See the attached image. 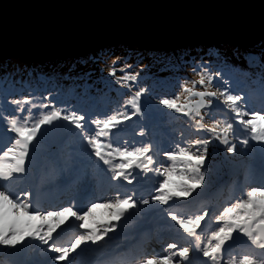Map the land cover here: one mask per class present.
<instances>
[{"label":"rangeland","instance_id":"374dc122","mask_svg":"<svg viewBox=\"0 0 264 264\" xmlns=\"http://www.w3.org/2000/svg\"><path fill=\"white\" fill-rule=\"evenodd\" d=\"M263 43L264 40H260L253 46L246 48L254 49ZM217 44L220 43L178 47H194L197 50L182 51V55L188 56V62L183 65L182 78L171 88V94L166 92L154 93L152 96L158 97L159 100L150 98V102L145 103L143 98L148 97L147 94L143 92L138 94L133 90L128 94V98L137 103L136 114L138 117L143 116L142 113L144 112H150L159 103H163L170 111L178 109L182 112L192 113V111H196L200 113L205 110L208 101H212V103L215 101L226 105L225 108L232 109L243 119L242 125L248 131L235 129L234 118L223 114V112L219 114L226 118L215 125L218 131L226 130L230 135L229 139L233 137L238 142L236 149L239 152L236 153V159L241 160L240 163L236 164L237 167H241L239 173L232 176V183H228L225 187L223 197L219 201L209 199L203 202L200 207L189 209L195 201V199H191L195 198L196 194L200 191L215 189L223 180L224 174L232 173L234 170L233 166L223 156L218 157L225 150V145L208 144L212 159L215 161L212 167L216 169L220 166L225 173L221 175L220 170L218 179H216L211 170L207 169L202 175L208 180L201 181L185 170L189 159L195 158L193 153L201 155L206 153L203 148L195 146L198 139H195L194 136L185 135L183 131L175 128L171 123H165L162 120L160 123L161 133L158 132L159 127L156 126L155 132H151V136H147L149 140H156L157 150L151 152L148 148V142L140 145V142L136 141L135 145H124V142L129 141L128 135L122 136L120 140L97 139L94 137L97 129V122L95 121L88 129L90 136L88 140L94 148V153L103 160L104 172L94 175L92 171H88L85 180H80L82 182L74 181L63 195L51 204L45 203L43 207H46V210H33V204L29 202L30 200L23 197L26 193L19 192L18 188L11 184L4 185L1 182L12 179L11 167L18 161L22 153H25L24 150H20L24 146V142L27 146L33 144L34 150L38 153H44L46 148L51 147V144L46 140L45 122L53 112L61 116L64 112L61 111L59 105L50 107L43 100V107L46 109L40 113V117L35 122L36 128L34 130H31L29 126L19 124L17 116L13 120L10 119L9 125L18 131V136L10 137L8 148H3L0 154V195L5 196H0V234L4 235L5 227L13 224L8 219L10 212L14 209V204L11 202L13 200L18 204L19 209L16 211L17 221L37 230L32 225L33 215L40 214V218L43 220L44 235H54V237L60 238L62 242L59 245H63L70 252V258L61 257L58 248H56V254L53 253L46 261L45 259L49 256L47 251H43L40 258L48 264H64L65 262V264H88L89 261L86 259L88 255L87 246L95 230L105 223L126 225L123 221L126 220V216L130 212H134L138 216L137 223L144 221L149 223V228L143 232L144 235L152 233L148 236V240L142 242V257L137 264H228L232 257L240 251L253 257L254 251L262 245L256 233L252 232V236L243 245L230 247L225 243L230 239V231H233L236 223L242 225L240 229L242 231L244 225L250 221H253V227L264 222V218H260V215H264V92L258 94L253 81L246 79L235 69H232L235 68V65L230 58L225 57L222 61H216V59L213 61V59L208 58L212 51H214L213 55H218L216 53L219 50L213 48ZM117 45L119 44L105 45L91 51L83 55L85 57L83 62L88 65L94 61L90 58L93 57L92 55L104 59L113 57L106 63L110 66L106 71L109 75L118 74L120 71L119 73H125L126 76L131 75L136 78L135 73L138 68H144V73L150 71L145 59L147 55L143 57L144 54L141 51L129 48L133 45H125L129 46L128 49L122 47L119 50L113 47ZM80 57L82 56H79L78 59ZM69 58L74 57L45 60L42 62H55L44 66L36 61L22 59L26 64L14 62L15 67H3L2 74L5 77H10L9 79L13 78L15 81L27 70V63H30L31 65L38 64L40 73L44 70L47 76L62 77V72L51 71V65L59 64L61 60ZM118 59L122 61L120 62ZM72 63H67V65L71 66ZM31 65L29 66L30 71ZM171 65H177L176 58L170 60ZM78 68V65H75L71 71L72 74H75ZM36 71L34 70V75L37 74ZM259 72L261 73L260 70ZM152 73L151 77L154 79L156 77L162 78V83H168L165 78L160 76V73L156 71H152ZM76 77L82 76L76 74ZM251 77L252 80L256 79V75H251ZM21 78L24 80L25 76L22 75ZM156 80L159 81L160 79ZM137 81L142 87H145L149 79L142 78V82L138 79ZM75 82L78 81L72 78L68 79L67 84L63 82V85L66 87ZM31 91L34 92V88ZM45 93L52 96L54 91H52V95H49L48 92ZM27 94L35 95L30 91ZM250 94L256 96V100H250ZM125 96H122L121 99H114L106 107L103 115L105 123L118 119L116 118L118 112L115 109L127 108L131 110L132 107L128 106ZM22 97H12V103L17 104L20 101L19 98ZM258 101L263 102V105L257 106ZM50 102L56 105L54 100ZM204 102L206 104L202 105ZM120 113L119 115H122V112ZM31 120L34 123V115L31 116ZM199 123L201 121H198ZM236 132L239 134L238 136H236ZM208 139L210 138L208 137ZM64 142L65 140L62 141V144ZM67 146L72 145L68 143ZM69 154H71L70 150L67 151V157ZM131 154L150 158L149 161L158 168L161 178L151 180L148 176L139 182L142 185H130L123 190L119 185L122 184L126 178L125 175L129 174L130 171H119L129 160L124 158V155ZM24 156L22 164L26 162L27 155L24 154ZM143 162L148 163V160L143 159ZM96 165L97 162H92L88 168H93ZM111 169H117L118 172L114 173L115 171H111ZM134 171L139 173L135 166ZM145 175L147 172L146 174L142 172L141 176L136 174L133 178L140 176L139 180H141ZM102 182L113 186L111 188L102 186ZM59 183H65V181ZM78 185L79 189L77 188ZM149 186L153 187L149 188ZM46 191L48 192V189ZM20 214L22 215L20 216ZM181 229H183L182 232ZM69 237L72 239L67 242ZM8 243V240L0 243V254L8 252L10 248ZM16 246L19 250L20 246L18 244ZM219 247L224 249L221 253L216 254L215 251Z\"/></svg>","mask_w":264,"mask_h":264},{"label":"water","instance_id":"95a60500","mask_svg":"<svg viewBox=\"0 0 264 264\" xmlns=\"http://www.w3.org/2000/svg\"><path fill=\"white\" fill-rule=\"evenodd\" d=\"M260 40L264 0H0L2 58L79 57L111 44L159 51ZM62 126L54 116L46 127L54 146Z\"/></svg>","mask_w":264,"mask_h":264},{"label":"trees","instance_id":"16d2710c","mask_svg":"<svg viewBox=\"0 0 264 264\" xmlns=\"http://www.w3.org/2000/svg\"><path fill=\"white\" fill-rule=\"evenodd\" d=\"M118 48L117 50L121 49L122 47L127 48L129 46L125 45H117L113 46ZM222 46V45H214L213 48L216 50V48L219 50L218 55H213L214 51H212V54L208 56V58L213 59V61H222L223 58L227 57L230 58V55L232 56V62L236 66V68L242 70L245 69L247 66V63L250 60V56L252 55L253 51L260 52L256 48H251L247 49L246 51H240L238 49H234L232 47H227ZM129 48L139 50L141 51L143 57L147 55V58H145L148 62V68L150 71L145 72L143 71L144 68L136 71L135 75L136 78L142 82V78H147L149 81H147L145 87H142L141 84L138 83L136 78H133L131 75L126 76L125 73H113L111 75L107 74L106 71L110 68L108 64H106L108 61L112 60L107 58L104 59L102 58H97L94 55L93 57H90L91 60H94L90 62L88 65L83 62L85 60V57H74V58H69L66 60H61L59 64H53L51 65L52 72H62L63 76L62 77H53L52 75L47 76L45 75L44 70L42 73L39 72L38 64H33L31 65L30 63H27V70L22 74L25 76L24 80L21 78V76L15 80L12 81V78L9 79L10 77H5L2 74V68L7 67V68H14L15 63H25L23 61L18 53L15 54V56H11L10 58L4 57L0 58V99L1 98H8L10 93H21V96H24V101H21L23 103V106L26 104L28 101H33L35 100V105L33 104L32 107H30V110L33 112L32 115H35L36 113H40L44 111L45 109L43 106H40V103L38 104L36 101H38L39 95H42L41 92H47L46 90L43 89V86H46L49 88V93L54 91V94L57 96V103L59 104H72V102L76 103V106L78 108H81L83 105L89 109L91 112H95L97 109V102H103V103H112L114 99H121L122 96L126 95L125 98L127 101H130L128 98V94L135 90L138 94H141L142 92L151 96V94L156 93V91H159L163 88H173L174 84L182 78V72L184 70L183 65L188 62V56L182 55V51L188 52V49L190 50H197L194 47H183V48H177V49H170V50H162V51H148V50H142L138 47L130 46ZM209 48V47H208ZM207 48V49H208ZM262 51L263 58H264V43L259 44L257 46ZM176 58L177 65L170 66V60ZM75 60V61H73ZM120 62L122 60L118 59ZM238 60V61H237ZM66 61V62H62ZM55 61H47V62H39L41 66L47 65L49 63H52ZM73 62V63H72ZM237 62V63H236ZM67 63H72L71 66H68ZM157 63V65H156ZM26 64V63H25ZM106 64V66H105ZM31 65V71L29 70V66ZM75 65H78V69L76 70L75 74H72V69L74 68ZM105 68L104 70H102ZM34 70L37 72L36 75H33ZM29 71V72H28ZM152 71H156L160 73V76L166 79L168 81L167 84L162 83V78H153L151 75H153ZM29 73V77L28 74ZM76 74L82 77H76ZM39 76V77H38ZM132 77V78H129ZM37 78L39 79V82L37 81ZM75 79L78 82H75L74 84H68L66 87H64L63 82H66L67 84L68 79ZM129 78V79H127ZM156 79H160L159 81ZM163 79V80H165ZM6 87L7 89L5 90ZM64 87V88H63ZM32 88H34V92L31 91ZM19 89V91H17ZM29 91L35 95H29L25 96V94L29 93ZM119 94H118V93ZM158 94L161 93L157 92ZM121 94V95H120ZM28 95V94H27ZM139 96V95H138ZM148 97H144L143 101L147 102ZM54 97H51L50 99H53ZM61 99L66 100V102L62 101ZM131 110L136 111V109L130 105ZM72 110V108H71ZM84 116H87V114L83 113ZM81 117L78 118L80 121ZM186 119V118H184ZM135 119H132V121ZM152 120V118H151ZM188 120H191L188 118ZM144 123L147 122L151 127L155 125L154 121H146L143 120ZM31 123V116L30 118H27L25 120V126L29 125ZM184 124H188L185 123ZM188 128V129H193L195 130L196 127L192 125H184L183 128ZM75 128L70 126V135L72 136L73 134L75 136H79L78 133L74 132Z\"/></svg>","mask_w":264,"mask_h":264},{"label":"bare ground","instance_id":"6f19581e","mask_svg":"<svg viewBox=\"0 0 264 264\" xmlns=\"http://www.w3.org/2000/svg\"><path fill=\"white\" fill-rule=\"evenodd\" d=\"M219 45H222V46H226L225 48H227V47H232V48H234V49H238V50H240V51H246L247 50V48L245 47V46H243V45H230V44H228V43H220ZM230 59H232V56L230 55ZM238 61V60H237ZM237 63V62H236ZM261 68V69H263V75H262V77H263V79H264V61H261V62H259L258 64H257V68ZM234 71V70H233ZM33 75H34V73H33ZM37 81L39 82V79L37 78ZM43 89L44 90H46V91H49V89L46 87V86H43ZM34 125H36V123H29V127H30V129L31 130H34L35 128H36V126H34ZM52 125V124H51ZM136 127V126H135ZM46 131H48V128L46 129ZM34 133V132H33ZM7 143L8 142H6V143H4V147H6L7 146ZM88 161H86L85 163V166H88V163H87ZM81 170V169H80ZM226 175V174H225ZM54 178V177H53ZM151 183V182H150ZM10 191H12V190H10ZM35 195V194H34ZM33 194H31L30 196H29V198L30 199H33L34 200V198H35V196H34ZM28 198V197H27ZM208 198H206L205 200H207ZM34 204L35 205H38L37 203H36V199L34 200ZM191 209V208H190ZM212 223V222H211ZM263 226H264V222H263ZM230 233L232 234V238H233V240L235 241V242H237L238 244L240 243V238L238 237V236H236L235 234H234V232L233 231H230ZM263 237H264V233H263ZM261 250H264V245H262V248H261ZM261 256V253L260 254H258L257 256ZM128 262L131 264V262H132V260H131V257H128Z\"/></svg>","mask_w":264,"mask_h":264},{"label":"clouds","instance_id":"9594fccd","mask_svg":"<svg viewBox=\"0 0 264 264\" xmlns=\"http://www.w3.org/2000/svg\"><path fill=\"white\" fill-rule=\"evenodd\" d=\"M87 54V53H86Z\"/></svg>","mask_w":264,"mask_h":264}]
</instances>
